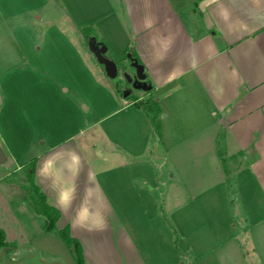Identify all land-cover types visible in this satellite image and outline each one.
Here are the masks:
<instances>
[{
    "label": "crops",
    "instance_id": "obj_1",
    "mask_svg": "<svg viewBox=\"0 0 264 264\" xmlns=\"http://www.w3.org/2000/svg\"><path fill=\"white\" fill-rule=\"evenodd\" d=\"M0 98V264H77L33 163L85 264H264V0H0Z\"/></svg>",
    "mask_w": 264,
    "mask_h": 264
},
{
    "label": "trees",
    "instance_id": "obj_2",
    "mask_svg": "<svg viewBox=\"0 0 264 264\" xmlns=\"http://www.w3.org/2000/svg\"><path fill=\"white\" fill-rule=\"evenodd\" d=\"M92 31H93V28L89 26L83 27V33H85L86 37L89 39H90V33ZM102 44L105 45L104 42H102ZM127 56L128 57L130 56L133 59H136L139 63L143 64L138 58V56L132 50H129V52L127 53ZM147 81L150 83L148 79ZM145 107L152 114V122L158 134H160V125L157 120L159 111H160L158 104L153 98H149L148 100H146ZM34 168H35V164L33 163L30 165L29 170H28L29 184L26 186V190L29 193V197L34 205L35 211L38 214L43 215L48 219L47 230L49 232H55L56 235L61 237V239L66 244V246L71 249L76 263L85 264L82 245L77 238L71 235L70 228L67 226L63 228L62 230H56V223L61 216V212L58 208L49 204V202L47 201L46 194L43 192V190L38 185L35 184L34 173H33ZM2 245H4V238H3V232L0 231V246Z\"/></svg>",
    "mask_w": 264,
    "mask_h": 264
},
{
    "label": "water",
    "instance_id": "obj_3",
    "mask_svg": "<svg viewBox=\"0 0 264 264\" xmlns=\"http://www.w3.org/2000/svg\"><path fill=\"white\" fill-rule=\"evenodd\" d=\"M106 49V45L95 40L90 44V50L95 54L98 62L104 66L108 77L114 79L122 74V79L128 83H131L133 89L142 90L145 92L152 90V85L146 79L147 75L145 73L143 64L129 56L128 58L130 60V65L135 69V73L130 74L125 71L124 68L121 67L115 60L106 56ZM5 160L6 159L3 151L0 148V163H4Z\"/></svg>",
    "mask_w": 264,
    "mask_h": 264
},
{
    "label": "rangeland",
    "instance_id": "obj_4",
    "mask_svg": "<svg viewBox=\"0 0 264 264\" xmlns=\"http://www.w3.org/2000/svg\"><path fill=\"white\" fill-rule=\"evenodd\" d=\"M130 68H131V70H135L133 67H131L130 66ZM125 83H122V85H116V89H117V92L120 94V95H125V93H124V88H125ZM134 90V92L136 93L138 90H136V89H133ZM139 91H141L140 93H138V94H142L143 92L144 93H147V92H150V91H147V92H145V91H142V90H139ZM150 97H146L143 101H142V103L143 104H146V100H148ZM57 236V238H60L58 235H56ZM60 240H62L61 238H60ZM63 244H65L64 242H63ZM65 246V248H66V250L67 251H70V252H72L71 251V249L70 248H68L67 246H66V244L64 245ZM64 260H66V259H63V257L61 256V259H60V261L63 263V264H65V262H64Z\"/></svg>",
    "mask_w": 264,
    "mask_h": 264
},
{
    "label": "flooded vegetation",
    "instance_id": "obj_5",
    "mask_svg": "<svg viewBox=\"0 0 264 264\" xmlns=\"http://www.w3.org/2000/svg\"><path fill=\"white\" fill-rule=\"evenodd\" d=\"M125 84H126V86L124 88V93L126 94L129 91L133 90V88H132V84L131 83H128V82L125 81Z\"/></svg>",
    "mask_w": 264,
    "mask_h": 264
}]
</instances>
